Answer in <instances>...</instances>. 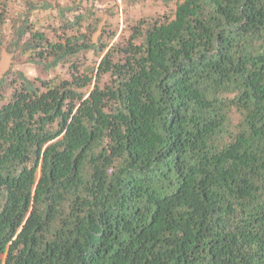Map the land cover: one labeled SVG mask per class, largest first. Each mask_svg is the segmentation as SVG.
<instances>
[{
    "label": "trees",
    "instance_id": "trees-1",
    "mask_svg": "<svg viewBox=\"0 0 264 264\" xmlns=\"http://www.w3.org/2000/svg\"><path fill=\"white\" fill-rule=\"evenodd\" d=\"M114 1L0 0V264H264V0Z\"/></svg>",
    "mask_w": 264,
    "mask_h": 264
},
{
    "label": "rangeland",
    "instance_id": "rangeland-1",
    "mask_svg": "<svg viewBox=\"0 0 264 264\" xmlns=\"http://www.w3.org/2000/svg\"><path fill=\"white\" fill-rule=\"evenodd\" d=\"M35 3H48L51 7L55 5L64 6L70 2H78L80 0H30ZM182 0H115V6L110 3L103 2L97 6V10L101 17L100 30L107 34L115 32L114 38L110 41L109 46L117 42L120 38L127 35V24L136 22L139 19L152 21L155 19H163L164 16L172 17L175 6ZM84 5V3H81ZM23 0H11L8 8L12 15L25 11ZM43 15V13H40ZM99 33L93 36V40ZM9 69L20 70L29 76L40 75L38 69L30 67L24 56L19 53L9 54L5 49L0 50V77ZM4 260V257H2Z\"/></svg>",
    "mask_w": 264,
    "mask_h": 264
}]
</instances>
